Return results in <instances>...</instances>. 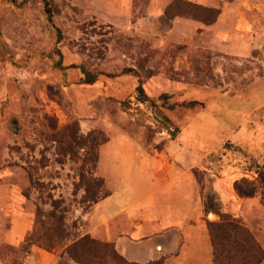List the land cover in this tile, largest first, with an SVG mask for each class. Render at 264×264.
<instances>
[{"label": "rangeland", "instance_id": "1", "mask_svg": "<svg viewBox=\"0 0 264 264\" xmlns=\"http://www.w3.org/2000/svg\"><path fill=\"white\" fill-rule=\"evenodd\" d=\"M48 3L51 21L44 0H0V264H40L33 247L55 254L45 264H79L67 247L106 193L94 170L113 127L195 167L212 264H264V46L248 57L217 50L205 26L221 8L188 0ZM240 3L224 0L228 15ZM252 15L259 27L260 9ZM57 50L93 73L136 70L149 99L134 73L84 83L80 68L55 65ZM208 200L223 220L206 219ZM17 211L33 226L20 243L29 223L12 230Z\"/></svg>", "mask_w": 264, "mask_h": 264}, {"label": "crops", "instance_id": "2", "mask_svg": "<svg viewBox=\"0 0 264 264\" xmlns=\"http://www.w3.org/2000/svg\"><path fill=\"white\" fill-rule=\"evenodd\" d=\"M188 1L221 8L214 24L205 26L217 50L248 57L264 46L262 35L255 33L259 28L264 31V0H240V8L230 16L224 0ZM254 7L261 11L259 27L252 15ZM113 128L98 150L94 170V176L103 179L106 193L90 205L81 236L114 243L121 255L140 264L157 259L183 264L184 259L202 257L212 264L204 207L196 201L195 167L171 164L163 150L150 151L138 137ZM17 215L12 230L29 223L20 243L33 226L21 211ZM214 216L208 212L206 219L211 221ZM32 255L40 264L55 256L37 247L32 248Z\"/></svg>", "mask_w": 264, "mask_h": 264}, {"label": "trees", "instance_id": "3", "mask_svg": "<svg viewBox=\"0 0 264 264\" xmlns=\"http://www.w3.org/2000/svg\"><path fill=\"white\" fill-rule=\"evenodd\" d=\"M44 4H45V12L47 14L48 20L51 21L53 14L49 6L48 0H44ZM204 7L211 8L208 6H204ZM217 18L215 19V21L217 20ZM61 38H62V35H61L60 30L58 29V40H61ZM56 52L60 58L55 63V65L60 69L80 68L83 74V82L86 84L95 83L98 80L100 74H104L108 77L113 78L117 76H123V75H127L130 73H134L138 77V85L136 89L138 91V95L140 99L141 100L149 99L143 87L141 76L137 73L136 70L125 68L120 73H93L91 71L86 70L84 67H80L74 63L69 64V65H64L62 63V60H63L62 52L59 50H57ZM196 103H197L196 101L190 102V104H196ZM259 178L261 182L264 183V170L259 172ZM97 181L99 185H103V179L98 178ZM93 201L96 202L95 200ZM206 212H212V213L218 214L222 218V220L224 219L223 217L225 216V214L221 212L220 209H218L215 203L210 200L206 202ZM220 232H221V228L219 224H216V223L210 224V237H211L212 243L216 242L218 234ZM30 241H31V244L33 245L34 240H30ZM67 253L70 255L73 261L79 264H90L92 258L98 260V264H104V262L105 264H140L138 262L129 261L123 255H121L117 251L114 243L97 240L96 238H93L90 235H84L78 240L74 241L71 245L67 247ZM147 264H166V263L164 262V259H159V260L150 261Z\"/></svg>", "mask_w": 264, "mask_h": 264}]
</instances>
